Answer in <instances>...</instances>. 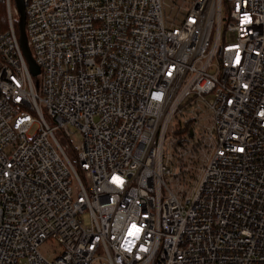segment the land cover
Segmentation results:
<instances>
[{"label":"built area","instance_id":"obj_1","mask_svg":"<svg viewBox=\"0 0 264 264\" xmlns=\"http://www.w3.org/2000/svg\"><path fill=\"white\" fill-rule=\"evenodd\" d=\"M227 1L24 0L35 84L0 0V264H264V0Z\"/></svg>","mask_w":264,"mask_h":264},{"label":"rangeland","instance_id":"obj_2","mask_svg":"<svg viewBox=\"0 0 264 264\" xmlns=\"http://www.w3.org/2000/svg\"><path fill=\"white\" fill-rule=\"evenodd\" d=\"M163 5H162V12H163V17H164V22L166 25H169L170 23H175L177 24L178 21L181 19L182 12L178 8L179 4H183L185 6H190L192 0H162ZM184 1V3H183ZM222 15H224V11H222ZM1 21L3 23V26L6 24V21L4 18H1ZM215 38V29L212 32V41H214ZM34 82L35 84L39 83V78L34 77ZM40 92V91H39ZM46 117H48L47 113L44 112ZM53 125V123H52ZM36 128V126L33 128V130ZM31 134V133H30ZM73 144L79 145L80 144V138L74 137L72 139ZM70 149L72 153H74V148L70 146ZM59 251V246L56 241H52L49 244L42 245L40 247V252L48 257L49 259L53 258V254H56Z\"/></svg>","mask_w":264,"mask_h":264},{"label":"water","instance_id":"obj_3","mask_svg":"<svg viewBox=\"0 0 264 264\" xmlns=\"http://www.w3.org/2000/svg\"><path fill=\"white\" fill-rule=\"evenodd\" d=\"M17 12H18V21L17 26L19 30L18 34V41L20 44V47L23 51V54L26 58V61L28 63V68L31 76H37L40 73L39 66L35 63L31 51L29 49L28 43H27V34L25 31V4L24 0H14Z\"/></svg>","mask_w":264,"mask_h":264},{"label":"trees","instance_id":"obj_4","mask_svg":"<svg viewBox=\"0 0 264 264\" xmlns=\"http://www.w3.org/2000/svg\"><path fill=\"white\" fill-rule=\"evenodd\" d=\"M222 6H223V11H224V16L226 18V15L230 11V4L227 0H222ZM0 17L4 18L6 21V24L3 26V23L0 19V31H3L7 28V17H6L5 6L2 3H0ZM14 30H15L16 34L18 35L19 30H18V26H17V21L14 22ZM60 143H61L62 147L64 148L65 152L67 153L68 157H70L72 164L75 166V169H76L78 176L83 181H85L84 180V172L82 171V169L77 164L75 156H73V153L70 149L69 141L64 139V138H60Z\"/></svg>","mask_w":264,"mask_h":264}]
</instances>
